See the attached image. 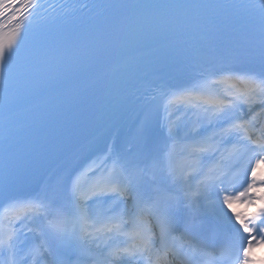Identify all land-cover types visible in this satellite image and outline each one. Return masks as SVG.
Instances as JSON below:
<instances>
[{"label": "snow or ice", "instance_id": "obj_1", "mask_svg": "<svg viewBox=\"0 0 264 264\" xmlns=\"http://www.w3.org/2000/svg\"><path fill=\"white\" fill-rule=\"evenodd\" d=\"M258 245L264 0H0V264Z\"/></svg>", "mask_w": 264, "mask_h": 264}]
</instances>
